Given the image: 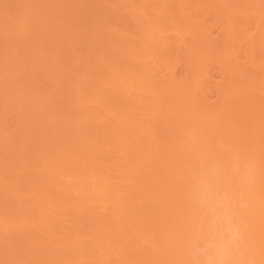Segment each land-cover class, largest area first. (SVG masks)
<instances>
[{
    "label": "bare ground",
    "instance_id": "1",
    "mask_svg": "<svg viewBox=\"0 0 264 264\" xmlns=\"http://www.w3.org/2000/svg\"><path fill=\"white\" fill-rule=\"evenodd\" d=\"M207 243L264 264V0H0V264Z\"/></svg>",
    "mask_w": 264,
    "mask_h": 264
},
{
    "label": "clouds",
    "instance_id": "2",
    "mask_svg": "<svg viewBox=\"0 0 264 264\" xmlns=\"http://www.w3.org/2000/svg\"><path fill=\"white\" fill-rule=\"evenodd\" d=\"M198 196L202 204H207L208 193L206 185L201 186ZM239 235V228L233 227V239L238 240ZM197 255L199 257L198 264H229L230 253L222 244L213 245L211 243H207L204 247L197 249Z\"/></svg>",
    "mask_w": 264,
    "mask_h": 264
}]
</instances>
